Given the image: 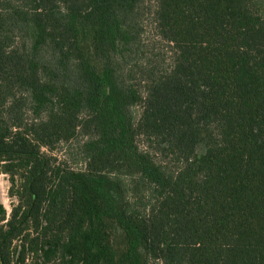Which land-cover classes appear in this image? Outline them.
<instances>
[{
	"label": "trees",
	"instance_id": "16d2710c",
	"mask_svg": "<svg viewBox=\"0 0 264 264\" xmlns=\"http://www.w3.org/2000/svg\"><path fill=\"white\" fill-rule=\"evenodd\" d=\"M143 4L0 0V264H264V0H156L134 83Z\"/></svg>",
	"mask_w": 264,
	"mask_h": 264
},
{
	"label": "rangeland",
	"instance_id": "374dc122",
	"mask_svg": "<svg viewBox=\"0 0 264 264\" xmlns=\"http://www.w3.org/2000/svg\"><path fill=\"white\" fill-rule=\"evenodd\" d=\"M155 2L156 0H144L140 25L141 29L139 33V46L133 47L130 53L126 54L131 58L130 66L132 67H130L129 70L133 69L134 83L145 81L146 74H148L150 70L162 72L170 69L173 63L171 46L157 34L155 29L153 19ZM135 60L138 61V67L132 65V62ZM139 112L140 109L138 107L135 109V113L138 114ZM83 139V137H78L70 143L69 146L61 145L52 154L57 156L59 162L65 163L72 169H84V163L77 154V146ZM138 144L141 148L144 147L145 143L142 138L138 140ZM9 189L10 183L8 181V176L0 174L1 200L8 212L11 211L12 203V198L9 196Z\"/></svg>",
	"mask_w": 264,
	"mask_h": 264
}]
</instances>
